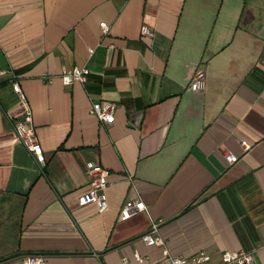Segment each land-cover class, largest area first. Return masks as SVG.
<instances>
[{
    "label": "crops",
    "instance_id": "1",
    "mask_svg": "<svg viewBox=\"0 0 264 264\" xmlns=\"http://www.w3.org/2000/svg\"><path fill=\"white\" fill-rule=\"evenodd\" d=\"M263 31L264 0H0V264H264ZM81 67L83 83H60ZM13 81L41 169L12 131ZM98 102L114 105L108 125L89 113ZM87 162L108 172L101 213L76 203ZM126 201L143 210L120 221ZM152 224L159 247L139 240Z\"/></svg>",
    "mask_w": 264,
    "mask_h": 264
},
{
    "label": "built area",
    "instance_id": "2",
    "mask_svg": "<svg viewBox=\"0 0 264 264\" xmlns=\"http://www.w3.org/2000/svg\"><path fill=\"white\" fill-rule=\"evenodd\" d=\"M98 28L102 34L106 32V26L103 23L98 24ZM139 33L141 36L150 37L151 33L147 27H140ZM264 40V31H263ZM87 55L91 54V50H86ZM88 70L85 67L72 68L66 70L60 69L58 79L63 86H69L73 83H83ZM5 75V71L0 70V77ZM204 73L201 70H194L188 79L187 90L198 93L203 90ZM11 89L17 100L23 106V113L19 120L13 123L12 131L16 142L22 146L34 159L37 166L41 169L44 166V159L41 154L40 146L35 138L31 125L29 112L24 105L23 96L16 84L12 82ZM114 105L109 102H98L90 105L89 113L92 114L98 123L108 125L112 122V113ZM243 150L246 149L244 144H241ZM223 160L227 165H231L235 161V157L231 154H224ZM86 176L88 178V190L77 197L76 203L78 206H83L93 203L98 213L106 209V200L104 190L106 188V177L108 172L99 166L87 162L85 164ZM143 210V205L139 202L126 201L121 206L117 219L120 221L128 219L134 213ZM139 240L145 246L159 247L162 241L157 235V224H152L149 230L139 236ZM259 247L264 248V237L259 242ZM136 264H142L143 259L138 255H134ZM20 264H44L40 256L25 255L21 258ZM159 264H254L250 254L242 252H222L216 261H207L206 256L202 252H198L188 259L181 258H165Z\"/></svg>",
    "mask_w": 264,
    "mask_h": 264
}]
</instances>
